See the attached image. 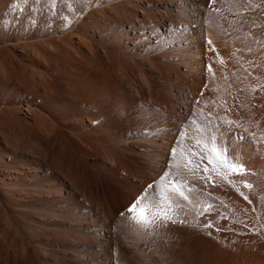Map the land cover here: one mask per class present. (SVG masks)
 I'll return each mask as SVG.
<instances>
[{
  "label": "rangeland",
  "instance_id": "1",
  "mask_svg": "<svg viewBox=\"0 0 264 264\" xmlns=\"http://www.w3.org/2000/svg\"><path fill=\"white\" fill-rule=\"evenodd\" d=\"M253 1L0 0V172H28L0 173V264H264V174L233 145L251 137L201 102L207 51L223 72L264 58Z\"/></svg>",
  "mask_w": 264,
  "mask_h": 264
},
{
  "label": "bare ground",
  "instance_id": "2",
  "mask_svg": "<svg viewBox=\"0 0 264 264\" xmlns=\"http://www.w3.org/2000/svg\"><path fill=\"white\" fill-rule=\"evenodd\" d=\"M258 3H260V2L258 1ZM252 7H253V4H252ZM255 10H257V7H256ZM258 12H259V10H258ZM255 13H256V11H255ZM164 14H165V12H164ZM252 15L254 16V14H252ZM257 16H258V13H257ZM239 17H241V16H239ZM245 17L248 18L247 15ZM255 17H256V14H255ZM247 18H245V19H247ZM164 20H168V18L167 19L165 18ZM255 20H256V18H255ZM260 20H261V18H260ZM262 20H264V19L262 18ZM240 21H242V20L239 19V21H237V22H240ZM140 22L142 24H148L147 21H140ZM245 22H243V23H245ZM235 23L236 22L234 21V24ZM241 23L242 22H240V24ZM251 23H252V21H251ZM246 24H247V22L245 23V25ZM253 24H255L253 26H257L258 25V23L256 24V22L253 23ZM245 25H243V27ZM238 26H239V24H238ZM96 28H99V24L96 25ZM232 28L233 27L231 26V29ZM241 28H242V26H241ZM246 28H247V26H246ZM255 28H257V30H258L259 27H255ZM237 29H238V27L236 28V30ZM95 31H97V30H95ZM153 31H155V29L153 27H151L149 30L145 29L144 27H141V29L136 31L139 34V39L138 40H143L146 37V35H145L146 33H151ZM243 32H244V29H243ZM200 33H202V32H200ZM248 33L252 34V31L250 30V32H247V34ZM99 34H101V32ZM244 34H246V33L244 32ZM143 35H144V37H143ZM211 37H213L214 42L219 41V42H217L218 46H220V47L225 46V44H224L225 42L221 41V39L218 38L217 36H215L212 32L209 33L208 38L211 39V41H213ZM77 38H79V37H77ZM199 38H201V40H202V38H203L202 34H199ZM240 40L239 41L237 40V41L240 42ZM202 41L196 42L198 44H196V43L194 44V42H193V48H192V51L190 52V54L192 53L191 55L193 56V58H192L191 61L189 60V65L192 67V69L195 68L196 71L198 69V68L196 69V66L199 67L202 59H204V54L202 53V48H203ZM254 44H255V42H254ZM261 44L262 45L264 44V43H262V40H261ZM214 45L215 44H213V48L215 47ZM260 45H258V46L256 45L257 48ZM238 47L239 46H237V48ZM244 47H247V46H244ZM241 48H243V47H241ZM245 49L246 48H244V50H242V55H244L243 51H246L248 48L246 50ZM258 49H260V48H258ZM263 51H264V49H263ZM263 51L261 50L260 54ZM239 52H241V51H239ZM250 52L252 53L251 50H250ZM250 52H248V53H250ZM248 53H246V55ZM255 53H258V52L256 51ZM255 53H253V55ZM263 53H262V56L259 55V53H258V56L264 57ZM187 54H189V53H187ZM237 54H239V56H240V53H237ZM242 55H241V57L238 56V59L242 58L244 60V62L241 61L242 59L239 60L243 64L242 66H239V67L233 68V69L230 67L231 70L223 72V70L221 68H219L217 65H214V64H212L210 62L213 59L212 56H211V52L210 51L206 52V57L205 58H207V60L209 61V64H208V67H207V71H208V73H210V74L212 73V74L208 77V79L206 78V81L208 80L211 83V85L206 84V85L209 86V89H210L209 90V94H207L208 99L207 98H202L201 99L202 100L201 102L203 104H205V106H203V108H204V111H205L204 113L206 115V118H204V119H207V120L213 119V121L216 119L215 121H217V123H215V124H221L224 127V128H222V131L223 130H224V132L227 131L226 132L227 135L231 131L236 132L235 131L236 129H239V131H243V133H249V137H251V138H250V140H248V143H246V141H243L244 143H238V144L233 142V145H237L238 146L237 147V149L239 150L238 153L239 154L241 153V155L244 154L243 156L245 158L247 157L249 159V157L253 156L254 158L253 157L251 158L252 162L250 164V168L254 167V168H258L259 170L261 169L262 170L261 172L264 174V58L263 59L260 58L262 60H259L258 56L255 55L256 59L258 58L257 59L258 61L255 60L256 61L255 62V61L251 60V62L253 61L252 64H251L250 60H248V58L247 59L245 58L247 56L245 55V57H244ZM248 57H250V56H248ZM252 58L253 57H251V59ZM248 62H250V63L247 64ZM236 64H237V62H236ZM200 70H201V68H200ZM201 75H203L202 72H201ZM233 75H237V80L236 81H233L231 79V77ZM201 82L204 83L203 81H201ZM204 86H205V84H204ZM210 93H211V95H210ZM194 99H195L194 100V104H196L195 102L197 101V98L194 97ZM27 111L29 113V109H27ZM205 115H203V117ZM88 120H89V122H93V120H91V119H88ZM207 120H206V122H207ZM222 121H224V123ZM245 121H248L249 124H250L249 125L250 127H249V129H247V131H245V129H242V127H243L242 125L245 124L244 123ZM248 122L246 123V125H248ZM227 128H228V130H227ZM239 137H241V136H239ZM254 150H255L256 154L254 153ZM247 151L250 152V155H249V153ZM230 157H231V155H230ZM233 161H234L233 163H235L236 167L239 169L237 171H239V173H241V175L238 174L237 177L239 176L240 179H243L245 175L248 174L247 177H249L251 175L249 166L246 167L243 163L239 162L238 160H234L233 159ZM10 168H11V165H10ZM3 172L9 173V177H7V180L9 182L4 183L5 185H8V186L15 185L16 182L21 180L20 178H21L22 175L25 176L26 173H28L25 170H18V169L10 170L9 168H6L5 170H2L0 173H3ZM261 177H263V176H261ZM34 180H35V178H34ZM18 186H19V188L21 187L20 185H18ZM5 187H7V186H5ZM10 188L12 189L14 187H10ZM19 188L17 187L16 189H19ZM25 190L26 189L24 188L23 191L26 192ZM27 190H28V188H27ZM66 191L68 193H71L72 189L67 186V190ZM17 196H18V194H17ZM25 196H26V194H25ZM18 200H20V199H18ZM79 227H78V229H79ZM82 229L83 230H87L86 227H84V224L82 226ZM83 230H82V232H83ZM135 237H141L139 235V233H137V229H133V231H131V233H129V235H121V247H123V245H125V241H127V239H135ZM132 260H133V257H131V255H125V253H121V264H131Z\"/></svg>",
  "mask_w": 264,
  "mask_h": 264
},
{
  "label": "snow or ice",
  "instance_id": "3",
  "mask_svg": "<svg viewBox=\"0 0 264 264\" xmlns=\"http://www.w3.org/2000/svg\"><path fill=\"white\" fill-rule=\"evenodd\" d=\"M211 2V0H210ZM148 187H152L151 185H149ZM181 196H183V193H180ZM184 199H187V197L185 196ZM139 203L140 201L137 199L128 209L127 211L130 214H134V218H137L140 222L143 223H148L149 222V217L146 215V210L143 208L139 207ZM153 206L154 207H159L160 203L159 202H153ZM172 223H176L177 221L173 220L171 221ZM181 223H183V221H180ZM165 224L168 223L167 220L164 221ZM208 227H211V224L207 225Z\"/></svg>",
  "mask_w": 264,
  "mask_h": 264
}]
</instances>
